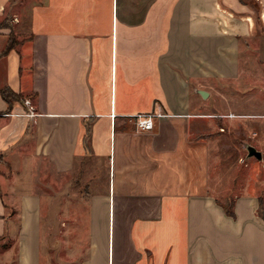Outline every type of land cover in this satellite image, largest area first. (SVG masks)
I'll list each match as a JSON object with an SVG mask.
<instances>
[{"label": "crops", "instance_id": "1", "mask_svg": "<svg viewBox=\"0 0 264 264\" xmlns=\"http://www.w3.org/2000/svg\"><path fill=\"white\" fill-rule=\"evenodd\" d=\"M15 4L0 0L11 17L0 53L18 40L0 57V88L23 97L8 108L0 96V264H61L43 248L42 179L82 185L88 240L75 264H264L259 196L235 194L227 215L208 138L194 135L210 117L196 89L238 76L253 4L35 0L25 18ZM157 111L151 131L135 129L133 115Z\"/></svg>", "mask_w": 264, "mask_h": 264}, {"label": "rangeland", "instance_id": "2", "mask_svg": "<svg viewBox=\"0 0 264 264\" xmlns=\"http://www.w3.org/2000/svg\"><path fill=\"white\" fill-rule=\"evenodd\" d=\"M34 1L15 0L12 11L25 18ZM255 9L256 27L240 40L238 76L213 82L208 88L211 94L200 102L210 113L208 126L194 135L208 138L207 163L215 195L221 199L229 195L228 205L239 192H255L264 218V19L259 16V5ZM248 146L260 151L262 159L248 157ZM42 180L37 187L42 195L43 248L51 252L53 261L75 264L86 255L88 240L87 204L78 198L82 185L73 181L45 185ZM46 192L53 200L47 202Z\"/></svg>", "mask_w": 264, "mask_h": 264}, {"label": "trees", "instance_id": "3", "mask_svg": "<svg viewBox=\"0 0 264 264\" xmlns=\"http://www.w3.org/2000/svg\"><path fill=\"white\" fill-rule=\"evenodd\" d=\"M239 1H241L243 3H251V4H253V6L255 8L258 9V5L256 2H254V0H239ZM10 20H11V17H9V16H5L3 18L0 17V28H9L10 27ZM17 43H18V40L14 37V35L12 33H10L8 43L5 47V49L0 53V57L2 55L7 54ZM0 96L6 101V103L8 104V108H10L15 101H20L23 98L20 94L15 93L8 86H4V87L0 88ZM89 136H90V131H89V127H87V132H86L85 137H84V143H85L86 147L88 144ZM230 202L228 205L221 204L219 202L218 203L224 208L227 215H229L231 217H235L234 211L232 209L233 200H231Z\"/></svg>", "mask_w": 264, "mask_h": 264}, {"label": "built area", "instance_id": "4", "mask_svg": "<svg viewBox=\"0 0 264 264\" xmlns=\"http://www.w3.org/2000/svg\"><path fill=\"white\" fill-rule=\"evenodd\" d=\"M25 104L31 107V102L29 99H26ZM164 114L161 112H149V113H140L132 116V121L135 124V129L137 131H151L154 128V119L161 117Z\"/></svg>", "mask_w": 264, "mask_h": 264}, {"label": "water", "instance_id": "5", "mask_svg": "<svg viewBox=\"0 0 264 264\" xmlns=\"http://www.w3.org/2000/svg\"><path fill=\"white\" fill-rule=\"evenodd\" d=\"M196 92L202 97V98H206L208 96V92L206 90L203 89H196ZM247 155L248 157H255L256 159L260 160L262 159V153L260 151H258L255 147L253 146H248L247 147Z\"/></svg>", "mask_w": 264, "mask_h": 264}]
</instances>
